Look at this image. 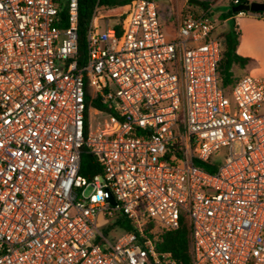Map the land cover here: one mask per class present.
I'll return each mask as SVG.
<instances>
[{
    "label": "built area",
    "instance_id": "1",
    "mask_svg": "<svg viewBox=\"0 0 264 264\" xmlns=\"http://www.w3.org/2000/svg\"><path fill=\"white\" fill-rule=\"evenodd\" d=\"M208 9L96 0L78 53V0H0V264H176L181 214L193 264H264V77L222 85Z\"/></svg>",
    "mask_w": 264,
    "mask_h": 264
},
{
    "label": "trees",
    "instance_id": "2",
    "mask_svg": "<svg viewBox=\"0 0 264 264\" xmlns=\"http://www.w3.org/2000/svg\"><path fill=\"white\" fill-rule=\"evenodd\" d=\"M96 0H78V53L84 52L85 48V32L88 27L91 14ZM130 0H101V5L105 8H115L125 5ZM200 1V0H199ZM237 4H231L230 9L236 5L247 3V0H237ZM201 2L200 8L203 10L211 7L213 2ZM192 6L191 4H188ZM230 9L221 12L220 20L235 15ZM246 13V12H244ZM261 18L264 19V12H258ZM126 19V14L118 18V28H122V24ZM223 44L221 59L218 63L217 73L221 79L224 87L229 88L235 82L237 77L234 76L232 68L234 66L244 68L249 62L250 58L241 56L236 53V46L238 44V31L234 24L220 34ZM97 160L91 154H83L81 158L80 173L85 176L93 175L99 171L97 167ZM196 164L206 171H213L204 163ZM116 223L123 229L128 230L130 226L127 220L123 217L119 218ZM191 226L190 221L184 215H180L179 224L176 229L163 230L159 240L156 242V249L158 252H169L176 264H193L191 254Z\"/></svg>",
    "mask_w": 264,
    "mask_h": 264
},
{
    "label": "rangeland",
    "instance_id": "3",
    "mask_svg": "<svg viewBox=\"0 0 264 264\" xmlns=\"http://www.w3.org/2000/svg\"><path fill=\"white\" fill-rule=\"evenodd\" d=\"M159 13L161 20L167 21L169 18L175 15L176 9L180 6L182 0H152ZM202 2H207V0H200ZM209 2H214L216 10L211 7L209 10V15L211 20L218 28V32L221 34L223 30L228 29L230 25L236 24V29L238 31V48L240 53L245 56L250 57V62L246 65V68H255L254 73H249L245 71V68H234L233 72L236 76L246 73L248 75L264 77V19L257 18L247 15L240 19L230 20L228 23L222 22L219 18L220 11H225L230 9L231 0H209ZM189 13L198 14L200 10L195 11L193 8ZM203 11V9H201ZM105 10L102 11L104 13ZM110 15V14H109ZM253 17V18H252ZM108 22L111 24L115 21L116 17L110 15L108 17ZM103 21V20H101ZM164 34L167 37H172V26L167 24L162 25ZM235 150H238V146H235Z\"/></svg>",
    "mask_w": 264,
    "mask_h": 264
},
{
    "label": "crops",
    "instance_id": "4",
    "mask_svg": "<svg viewBox=\"0 0 264 264\" xmlns=\"http://www.w3.org/2000/svg\"><path fill=\"white\" fill-rule=\"evenodd\" d=\"M199 1V0H198ZM208 2H209V0H207ZM248 2H251V1H259V2H264V0H247ZM189 3H188V0H182V2L180 3V6L176 9V11H175V15L173 16V17H171V18H169L167 21H165V20H161V17H160V13H159V11H158V15H159V19H160V22H161V24L163 25V24H167L168 26H172V35H173V32H174V29H175V27L177 26V24H178V22L180 21V19L182 18V17H184L185 15H187L190 11H194V10H192L193 8L195 9V11H197V10H200L199 12H197L198 14L200 13V12H202V8H200V6H196V5H193V4H191L192 6H189L188 5ZM211 8L212 9H214V10H216V6H215V3L213 2V4L211 5ZM158 10V9H157ZM221 12H224V11H220L219 13H221ZM247 15H248V13L246 12V13H244V12H239V13H236L235 15H233V16H231V17H228V18H226V19H224V20H221L222 22H225V23H228L230 20H234V19H240V18H243V17H247ZM253 18V17H252ZM255 19H257V17H255ZM263 20V19H262ZM102 23V22H101ZM234 26L236 27V24H234ZM227 29H225V30H223V31H226ZM167 38H171V37H167ZM236 53L237 54H239V55H241V56H244V57H248V55L247 56H245L243 53H240V51H239V48H238V44H237V46H236ZM248 58H250V57H248ZM234 68H236V66H234L233 68H232V72H233V70H234ZM245 68V71H246V73L247 72H249V73H254V71H255V68H253V67H248V68H246V66L244 67ZM245 73V74H246ZM233 74H234V72H233ZM244 73H242V74H240V75H238V76H236L235 74H234V76L235 77H240V76H242V75H245Z\"/></svg>",
    "mask_w": 264,
    "mask_h": 264
},
{
    "label": "water",
    "instance_id": "5",
    "mask_svg": "<svg viewBox=\"0 0 264 264\" xmlns=\"http://www.w3.org/2000/svg\"><path fill=\"white\" fill-rule=\"evenodd\" d=\"M189 4L201 6V2L198 0H188ZM234 13L239 12H264V2L251 1L244 4L236 5L230 9Z\"/></svg>",
    "mask_w": 264,
    "mask_h": 264
}]
</instances>
